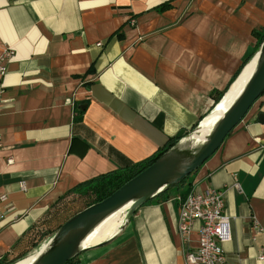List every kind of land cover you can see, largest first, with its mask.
<instances>
[{
	"label": "crops",
	"instance_id": "crops-1",
	"mask_svg": "<svg viewBox=\"0 0 264 264\" xmlns=\"http://www.w3.org/2000/svg\"><path fill=\"white\" fill-rule=\"evenodd\" d=\"M263 28L264 0H0V52L13 50L0 105V262L35 252L34 233L82 182L190 131ZM260 113L264 93L184 182L69 264H187L199 222L184 243L178 197L209 188L223 190L229 216L224 264H264Z\"/></svg>",
	"mask_w": 264,
	"mask_h": 264
},
{
	"label": "water",
	"instance_id": "water-1",
	"mask_svg": "<svg viewBox=\"0 0 264 264\" xmlns=\"http://www.w3.org/2000/svg\"><path fill=\"white\" fill-rule=\"evenodd\" d=\"M254 56L256 62L251 75L237 97L216 121L202 144L190 151L184 147L182 142L187 135L182 137L149 166L127 180L109 196L76 212L63 222L47 239L46 246L38 251L31 264H65L68 260L77 257L82 250L104 244L116 233L91 246H82V241L104 217L123 204L131 202L126 214L127 220L139 206L174 187L197 170L215 153L226 136L264 93V38ZM259 119L263 120L264 114L260 113Z\"/></svg>",
	"mask_w": 264,
	"mask_h": 264
},
{
	"label": "built area",
	"instance_id": "built-area-1",
	"mask_svg": "<svg viewBox=\"0 0 264 264\" xmlns=\"http://www.w3.org/2000/svg\"><path fill=\"white\" fill-rule=\"evenodd\" d=\"M12 57L13 50L9 47L3 48L0 52V105L2 81L7 72L6 62ZM12 161V157L6 159L7 164H11ZM21 187L23 188V185ZM223 194L222 189L209 188L193 190L185 196L178 197L180 203L178 232L184 243L189 242L193 223L199 222L197 246L195 249L188 248L185 253L187 264H224L226 256L223 242L228 237L229 216L225 213ZM4 200V196L0 197V202ZM258 259L264 261V249L260 250Z\"/></svg>",
	"mask_w": 264,
	"mask_h": 264
},
{
	"label": "trees",
	"instance_id": "trees-1",
	"mask_svg": "<svg viewBox=\"0 0 264 264\" xmlns=\"http://www.w3.org/2000/svg\"><path fill=\"white\" fill-rule=\"evenodd\" d=\"M164 7V6H163ZM257 43L251 49L249 52H247L242 60L241 65L237 69L236 73L232 77L231 81L225 88L223 92H218L214 98V105L222 98L228 87L231 85V83L235 80V78L238 76V74L241 72L243 67L246 65V63L255 55L257 52L259 45L264 38V28L261 30V32H258L257 34ZM203 116L201 117V119ZM200 119V120H201ZM198 122L191 128V130L196 127ZM190 130V131H191ZM189 133V131L185 133H180L177 134L176 136L172 137L169 139L167 144L161 148L159 151H157L152 157L149 159L137 163L134 166H131L126 169H119V170H113L109 171L103 175H100L98 177L86 180L82 182L80 185H78L76 188L71 190L62 200L59 201L57 205L54 206V208L50 212V217L49 220L43 224H46L50 222V220L54 217V215L58 214L62 210H64L67 207V204L69 201H72L73 199H76L77 197H82L83 200L85 201L86 205L82 208L84 209L85 207L96 203L98 201L103 200L107 196H109L111 193H113L117 188H119L122 184H124L127 180L135 176L137 173H139L141 170L149 166L157 157H159L163 152H165L167 149H169L171 146H173L178 140H180L182 137L186 136ZM187 178V177H186ZM185 179L180 181L177 185H180L182 182H184ZM174 186V187H175ZM167 191V190H166ZM165 192V191H163ZM162 192V193H163ZM160 193V194H162ZM187 194V193H186ZM184 194V196L186 195ZM159 195V194H158ZM80 209V210H82ZM78 210V211H80ZM76 211V212H78ZM74 212L73 214H75ZM73 214H71L69 217H71ZM69 217H67L65 220H63L61 223L57 224L55 227L50 228L48 225L47 226H41V229L37 232L34 233V237H36V240L32 243V247H37L40 242L44 239H48L54 232L55 230L63 223L65 222ZM39 248V247H38ZM27 256V252L23 254L21 257H18L14 260H11L10 262L7 263H1L0 264H14L16 261L21 260ZM76 257L73 259L68 260L65 264L71 263Z\"/></svg>",
	"mask_w": 264,
	"mask_h": 264
},
{
	"label": "bare ground",
	"instance_id": "bare-ground-1",
	"mask_svg": "<svg viewBox=\"0 0 264 264\" xmlns=\"http://www.w3.org/2000/svg\"><path fill=\"white\" fill-rule=\"evenodd\" d=\"M256 58L253 56L245 65L238 78L231 84L222 98L214 105L213 109L207 113L203 119L200 120L198 126L189 135L184 137L183 145L186 149L193 151L196 147L202 144L208 134L211 132L216 121L220 118L223 112L233 102L237 95L242 90L249 76L251 75ZM131 202H127L115 209L113 212L104 217L84 238L82 246H91L103 240H106L118 232L120 226L123 224L125 214ZM47 240H45L39 248L25 258L19 260L14 264H31L36 257L38 251L45 247Z\"/></svg>",
	"mask_w": 264,
	"mask_h": 264
},
{
	"label": "rangeland",
	"instance_id": "rangeland-1",
	"mask_svg": "<svg viewBox=\"0 0 264 264\" xmlns=\"http://www.w3.org/2000/svg\"><path fill=\"white\" fill-rule=\"evenodd\" d=\"M213 109V106L211 107V109L207 112L209 113L211 110ZM206 113V114H207ZM205 114V115H206ZM204 115V116H205ZM203 116V118H204ZM202 118V119H203ZM192 132L189 131V133L187 135H189ZM86 205L85 201L83 200L82 197H77L76 199H73L72 201H69L67 204V207L62 210L61 212H59L58 214L54 215V217L50 220V222L47 223V225L52 228L55 227L57 224L61 223L63 220H65L67 217H69L71 214H73L74 212L82 209L84 206ZM128 212V211H127ZM126 212V214H127ZM126 214L124 217V221L123 223L126 221ZM122 226V225H121ZM120 226V227H121ZM120 229V228H119ZM46 239L42 240L40 242V244L36 247V250L38 249V247L45 241ZM34 253V252H33Z\"/></svg>",
	"mask_w": 264,
	"mask_h": 264
}]
</instances>
